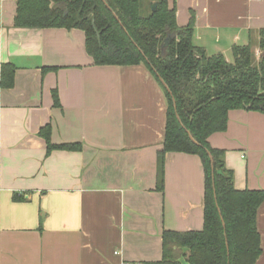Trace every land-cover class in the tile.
Masks as SVG:
<instances>
[{
    "label": "crops",
    "instance_id": "obj_1",
    "mask_svg": "<svg viewBox=\"0 0 264 264\" xmlns=\"http://www.w3.org/2000/svg\"><path fill=\"white\" fill-rule=\"evenodd\" d=\"M193 43L232 60L264 28V0H168ZM17 0H0V264H144L162 258L164 230L203 228L198 155L167 152L157 187L167 101L143 63L95 65L79 28L14 27ZM53 90L58 105L54 104ZM52 144L80 147L46 153ZM236 189L264 190V113L232 109L208 137ZM17 196L20 199L15 200ZM264 264V200L256 212Z\"/></svg>",
    "mask_w": 264,
    "mask_h": 264
},
{
    "label": "trees",
    "instance_id": "obj_2",
    "mask_svg": "<svg viewBox=\"0 0 264 264\" xmlns=\"http://www.w3.org/2000/svg\"><path fill=\"white\" fill-rule=\"evenodd\" d=\"M175 11L168 0H17L13 25L79 28L95 65L143 63L163 87L167 109L157 187H163L167 152L198 155L204 172L203 228L164 230L162 258L144 264H254L261 252L256 212L264 190L236 189L224 151L211 147L208 137L226 129L229 110L264 113V28L251 32L248 43L234 45L228 61L195 45L192 18L178 26ZM15 70L11 62L1 64L0 90L13 86ZM53 100L59 104L56 90ZM49 128L38 132L47 154L80 147L52 144Z\"/></svg>",
    "mask_w": 264,
    "mask_h": 264
},
{
    "label": "rangeland",
    "instance_id": "obj_3",
    "mask_svg": "<svg viewBox=\"0 0 264 264\" xmlns=\"http://www.w3.org/2000/svg\"><path fill=\"white\" fill-rule=\"evenodd\" d=\"M260 54V51L258 48H255V57L258 58Z\"/></svg>",
    "mask_w": 264,
    "mask_h": 264
},
{
    "label": "water",
    "instance_id": "obj_4",
    "mask_svg": "<svg viewBox=\"0 0 264 264\" xmlns=\"http://www.w3.org/2000/svg\"><path fill=\"white\" fill-rule=\"evenodd\" d=\"M154 7H152V9H153ZM190 138L193 140V138L190 136ZM194 141V140H193ZM195 142V141H194Z\"/></svg>",
    "mask_w": 264,
    "mask_h": 264
}]
</instances>
